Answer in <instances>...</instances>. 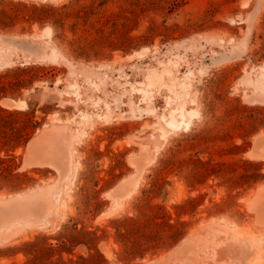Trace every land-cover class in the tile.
Instances as JSON below:
<instances>
[{
    "label": "rangeland",
    "instance_id": "1",
    "mask_svg": "<svg viewBox=\"0 0 264 264\" xmlns=\"http://www.w3.org/2000/svg\"><path fill=\"white\" fill-rule=\"evenodd\" d=\"M262 82L264 0H0V105L40 122L0 134V264H264V178L240 175L264 161ZM16 192L38 196L7 212ZM133 218L164 237L126 257Z\"/></svg>",
    "mask_w": 264,
    "mask_h": 264
},
{
    "label": "trees",
    "instance_id": "2",
    "mask_svg": "<svg viewBox=\"0 0 264 264\" xmlns=\"http://www.w3.org/2000/svg\"><path fill=\"white\" fill-rule=\"evenodd\" d=\"M28 114L27 111H19V110H8L0 105V134L7 132V128L9 126V129L12 131L17 130L25 133H21L19 135H16L14 137H10L7 135L5 139H3V142L8 144L12 140H16L18 138H21L22 136L26 135L25 141L27 142L31 138L30 126H37L40 122L34 121V119L30 116L27 117V120L24 127H16L14 126L13 120L10 118L14 115L18 114ZM2 136V135H1ZM16 138V139H15ZM1 139V138H0ZM2 140V139H1ZM20 140V139H18ZM0 161L4 163L3 169L9 171V173L12 174V167L13 162H10L9 160H6L5 158L0 156ZM204 164H209V161H204ZM246 169L245 171L241 172L240 175L244 181L248 180V178H264V172L261 171L262 166L264 164L263 160L259 161H253V160H245ZM256 180V179H255ZM240 182V181H239ZM151 208H162V205L156 203V204H150ZM157 215H154V217ZM156 225H162L165 224L169 227V232L167 233L168 238H176L183 232V222L175 223L170 222L169 218L163 219L162 221H153ZM152 222L147 220H139L136 218L133 219H127L125 223L120 224L121 226L124 225V228H126L125 231H121V236L127 240L128 244L131 242V244L126 248L125 250V256L131 257L136 256L137 254L142 255V251L147 249V246L150 241H153L156 239L158 235H160V239H162L164 236L162 233L152 232L148 228ZM66 244V242H65Z\"/></svg>",
    "mask_w": 264,
    "mask_h": 264
},
{
    "label": "bare ground",
    "instance_id": "3",
    "mask_svg": "<svg viewBox=\"0 0 264 264\" xmlns=\"http://www.w3.org/2000/svg\"><path fill=\"white\" fill-rule=\"evenodd\" d=\"M49 26V25H48ZM49 27H51V26H49ZM45 29V28H44ZM38 30H39V28H38ZM49 30V29H48ZM40 31V30H39ZM36 32H34L33 33V35L35 34ZM39 33V32H38ZM47 33H48V31H47ZM48 35H50V33L48 34ZM38 36H39V34H38ZM41 36V35H40ZM48 37V36H47ZM143 49V48H142ZM136 51V50H135ZM143 51V50H142ZM142 53H144V52H142ZM132 54V53H131ZM129 55V54H128ZM118 56V55H117ZM132 56V55H131ZM120 57H123V56H120ZM127 57V56H126ZM141 57V56H140ZM143 57V56H142ZM166 68V67H165ZM164 70V69H163ZM161 71V70H160ZM160 71H158V70H154V71H152V73L150 72V75L148 76V82H147V86H152V85H154V84H156V82H157V84H158V81L160 82V80H162L163 79V72H160ZM170 72V70L169 69H166V71L165 72ZM167 74V73H166ZM249 79V78H248ZM258 79H260V78H258ZM251 80V79H250ZM252 81V80H251ZM261 81V80H260ZM253 82V81H252ZM166 83V82H165ZM258 83H259V81H258ZM263 83V82H262ZM75 84V83H74ZM183 84H185V83H183ZM260 84V83H259ZM264 84V83H263ZM76 85V84H75ZM73 86V85H72ZM78 87H79V85H78ZM145 88H146V86H144ZM167 87V86H166ZM142 88V87H141ZM77 89V88H76ZM147 89V88H146ZM79 90V89H78ZM78 90H75V91H77L78 92ZM144 93H146V92H144ZM145 95V94H144ZM10 98V97H9ZM170 98V97H169ZM170 100V99H169ZM19 101V100H18ZM5 102V101H4ZM21 102H23L24 103V98H23V100H21ZM9 104V103H8ZM12 105V104H11ZM27 105H28V103H27ZM22 106V105H21ZM184 106V105H183ZM23 107H25V106H23ZM15 108V107H14ZM17 108V107H16ZM180 111V112H179ZM172 114H171V116H170V119L168 120L167 119V121H166V123L162 120V117L160 118L161 120H158V121H160L159 123L161 124V129H162V133H164V134H169V131H170V129L173 131V129L174 128H178V127H180V126H182L184 123L185 124H187V122L185 121V120H181L179 117L181 116V115H183V117L184 118H186V117H188L189 115H191V113L190 112H188V111H186L185 110V108L184 107H179V109H177V110H174L173 112H171ZM193 113V112H192ZM56 114V113H55ZM54 117V116H53ZM164 117H166V116H164ZM163 117V118H164ZM188 123H191L190 121L188 122ZM159 125V124H158ZM187 126H188V124H187ZM173 128V129H172ZM41 129V128H40ZM43 131H46L45 129H43ZM171 132V131H170ZM163 134V135H164ZM47 135L48 134H46V133H43V134H40L39 135V137L37 138L36 137V142H35V146H36V149L34 150V153L36 154V156L38 157V156H40L41 158H40V160L42 161V163L44 162V161H46V160H48V158H51L52 159V157L50 156V155H52V152H51V150L49 149V142L48 141H50V140H48L47 141V143H46V139H47ZM165 136V135H164ZM168 136V135H167ZM255 138H254V142H255V144H254V146H253V148L251 147V151H250V153L252 154V155H255V156H262V157H264V129L263 130H261L259 133H257V135L256 136H254ZM33 141V140H32ZM31 141V142H32ZM31 142H30V144H31ZM30 144H28V145H30ZM31 145H33V144H31ZM29 148V147H28ZM32 150V149H31ZM28 152V151H27ZM71 154V153H70ZM69 154V155H70ZM72 156V155H71ZM66 157H68V156H66ZM148 158V157H147ZM73 160V159H72ZM27 161V160H26ZM147 161H148V159H147ZM36 162V161H35ZM35 162H33V163H35ZM59 162V161H58ZM41 163V162H40ZM143 163V162H142ZM141 163V164H142ZM145 163H146V161H145ZM54 164V163H53ZM60 164V163H59ZM135 165H136V163H135ZM142 165H145V164H142ZM66 166H67V164H66ZM75 166H76V164H75ZM138 167V166H137ZM141 167H143V166H141ZM63 168V167H62ZM61 170V169H60ZM139 170H140V168H139ZM142 170L143 169H141V173H142ZM67 171V170H66ZM70 171V170H69ZM72 171H73V169H72ZM72 171H71V174L70 175H72L73 173H72ZM65 172V171H64ZM61 173H63V172H61ZM140 173V174H141ZM74 175V174H73ZM77 176V175H76ZM70 177H72V176H70ZM136 178V177H135ZM134 178V179H135ZM71 180V179H70ZM136 180V182H137V179H135ZM74 181V180H73ZM73 181H72V183H73ZM131 182V181H130ZM133 182H134V180H133ZM132 183V182H131ZM120 184V183H119ZM118 186H120V185H118ZM134 186V185H133ZM261 186V185H260ZM259 186V187H260ZM264 186V184H262V186L261 187H263ZM124 187H122V189H123ZM133 188V187H132ZM33 189V188H32ZM120 189V188H119ZM121 189V190H122ZM264 189V188H263ZM36 190V189H35ZM121 190H119V191H121ZM131 190V189H130ZM256 189H254V191H255ZM258 190H260V189H258ZM27 190H25L24 192H26ZM37 191V190H36ZM115 191V190H114ZM132 191V190H131ZM24 192H16V196H14V198L13 199H16L14 202H12V203H7V205H6V211H7V209H10L9 211L11 212V209H13V208H15V207H19L20 205H23L24 206V204L25 203H27V202H29V201H31L32 199H35L38 195L37 194H28V193H24ZM112 192V191H111ZM124 192H127L126 190L124 191ZM256 192H257V190H256ZM255 192V193H256ZM108 193H109V191H108ZM117 193H118V191H117ZM134 193V192H133ZM113 194H115V192L113 193ZM112 194V195H113ZM122 194H124V193H122ZM130 194V193H129ZM4 195H5V193H0V199L2 200L3 198H4ZM14 195V194H13ZM12 194H11V196H13ZM128 195V194H127ZM131 195V194H130ZM42 196V195H41ZM44 196V195H43ZM49 196H50V194H49ZM115 196V197H114ZM113 196V198H116V194ZM118 196L121 198V196L118 194ZM123 196V195H122ZM132 196V195H131ZM10 198V197H9ZM40 198V197H39ZM115 199L116 201H117V203H122L121 202V200H122V198L121 199ZM6 199V198H5ZM4 199V200H5ZM126 199H127V197H126ZM125 199V200H126ZM124 200V201H125ZM123 201V200H122ZM5 203V202H4ZM65 203V202H64ZM124 203V202H123ZM42 204V203H41ZM66 204V203H65ZM126 203H124V205H125ZM32 205V204H31ZM117 205V204H116ZM123 205V204H122ZM122 205L121 206H119V208L120 207H122ZM126 206V205H125ZM25 207V206H24ZM29 206H27V208H28ZM111 207V206H110ZM109 207V208H110ZM124 207V206H123ZM26 208V207H25ZM17 209V208H16ZM35 209V208H34ZM4 210H2L1 211V213L3 212ZM16 211V210H15ZM110 212H111V210H109ZM8 212V211H7ZM21 212V211H20ZM37 212V211H36ZM51 212V211H50ZM105 212V211H104ZM108 212V211H107ZM113 212V211H112ZM111 212V213H112ZM1 213H0V215H1ZM4 213V212H3ZM65 213H63V215H64ZM106 214V213H105ZM3 215V214H2ZM10 215V214H9ZM15 215H17V213L15 214ZM107 215V214H106ZM6 215H4L3 217H5ZM23 216V214L21 215V217ZM102 216V215H101ZM46 217V216H45ZM64 217H65V215H64ZM63 217V218H64ZM217 217H213V219H216ZM1 219H2V217H1ZM8 219V218H7ZM32 219V218H31ZM219 219H221L220 217H219ZM224 219H226L225 217H224ZM2 220H4V218L2 219ZM1 220V221H2ZM6 220V219H5ZM23 220V219H22ZM212 220V219H211ZM6 222V221H5ZM13 222H14V220H13ZM20 222H21V220H20ZM2 223H3V221H2ZM14 223H16V221L14 222ZM4 224V223H3ZM3 224H1V226L3 225ZM24 224H26V223H24ZM236 224V223H235ZM7 227V226H6ZM6 227H4V229L6 228ZM0 229H1V227H0ZM8 229V228H7ZM3 234V233H2ZM7 236V235H6ZM190 236H188V238H189ZM188 238H186V240L188 239ZM185 241V240H184ZM183 241V242H184ZM179 246H177L176 248H178Z\"/></svg>",
    "mask_w": 264,
    "mask_h": 264
}]
</instances>
